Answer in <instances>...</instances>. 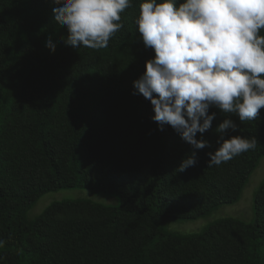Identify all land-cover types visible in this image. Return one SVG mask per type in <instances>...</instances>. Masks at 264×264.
<instances>
[{"label": "trees", "instance_id": "obj_1", "mask_svg": "<svg viewBox=\"0 0 264 264\" xmlns=\"http://www.w3.org/2000/svg\"><path fill=\"white\" fill-rule=\"evenodd\" d=\"M142 2L130 0L123 28L94 50L68 45L54 0H0V264H264V178L249 222L171 229L240 200L264 159V108L241 122L210 107L211 128L196 134L209 142L203 149L170 125L160 130L133 86L155 56L136 24ZM225 119L236 129L217 132ZM232 136L255 137L256 148L209 166L208 153ZM193 152L195 165L178 171ZM64 190L117 205L53 202L27 217L42 196Z\"/></svg>", "mask_w": 264, "mask_h": 264}, {"label": "clouds", "instance_id": "obj_2", "mask_svg": "<svg viewBox=\"0 0 264 264\" xmlns=\"http://www.w3.org/2000/svg\"><path fill=\"white\" fill-rule=\"evenodd\" d=\"M55 20L68 30V45L99 50L123 28L121 13L130 0H54ZM144 45L155 56L133 81L153 106L160 130L170 125L195 149L209 145L196 139L212 126L210 107L236 114L241 122L258 118L264 108V0H143L136 20ZM46 46L55 51L51 38ZM136 94V93H134ZM202 121V122H201ZM225 119L216 129H236ZM255 137L232 136L208 153L209 166L220 165L256 148ZM196 163L195 152L180 172ZM3 242L0 241V245Z\"/></svg>", "mask_w": 264, "mask_h": 264}, {"label": "rangeland", "instance_id": "obj_3", "mask_svg": "<svg viewBox=\"0 0 264 264\" xmlns=\"http://www.w3.org/2000/svg\"><path fill=\"white\" fill-rule=\"evenodd\" d=\"M263 178L264 159L259 162L257 169L250 177L248 184L245 186L242 192L240 200L236 204L230 206H222L218 211H216L206 220H198L185 224H173L175 226L171 227V229L174 231H181L180 233H193L201 230L202 228L200 227H202L206 222L212 223L223 218H236L249 222L251 220V199ZM74 200H86L96 204L109 206L117 205V199L111 196L96 195L86 190H64L48 193L42 196L28 212L27 217L29 219H34L35 217L39 216L49 204L53 202Z\"/></svg>", "mask_w": 264, "mask_h": 264}]
</instances>
